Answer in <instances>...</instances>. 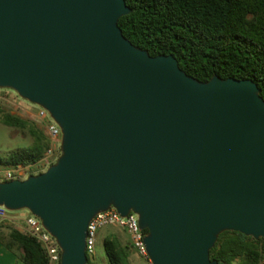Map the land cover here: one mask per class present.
Wrapping results in <instances>:
<instances>
[{
	"label": "water",
	"instance_id": "obj_1",
	"mask_svg": "<svg viewBox=\"0 0 264 264\" xmlns=\"http://www.w3.org/2000/svg\"><path fill=\"white\" fill-rule=\"evenodd\" d=\"M125 0H0V88L61 130L44 171L0 181L59 264H87V226L134 212L152 264H219L224 231L264 239V99L250 78L200 81L127 39Z\"/></svg>",
	"mask_w": 264,
	"mask_h": 264
},
{
	"label": "trees",
	"instance_id": "obj_2",
	"mask_svg": "<svg viewBox=\"0 0 264 264\" xmlns=\"http://www.w3.org/2000/svg\"><path fill=\"white\" fill-rule=\"evenodd\" d=\"M131 11L118 19L123 35L150 55L172 54L182 70L200 81L212 76L252 79L264 99V0H125ZM0 122L27 129L32 142L0 157V166L37 162L49 146L42 129L15 115ZM3 244L19 252L21 264H47L41 245L13 228ZM128 243L108 232L104 249L109 264H129ZM219 264H264V239L224 231L209 251ZM88 257L87 264H91Z\"/></svg>",
	"mask_w": 264,
	"mask_h": 264
},
{
	"label": "built area",
	"instance_id": "obj_3",
	"mask_svg": "<svg viewBox=\"0 0 264 264\" xmlns=\"http://www.w3.org/2000/svg\"><path fill=\"white\" fill-rule=\"evenodd\" d=\"M36 117L42 123L43 131L49 142L48 148L34 164L27 166L18 165L17 167H12V169H7L2 176L3 180L23 179L30 168L42 171L43 168L52 164L60 154L61 130L59 126L49 115L48 111L40 106L36 109ZM8 212L3 206H0V219L5 218ZM22 222L23 227L21 231L35 238L41 245L47 256V264H59L60 248L54 237L43 227L40 219L28 210H24ZM104 226H116L125 230L129 237L130 246L146 259L147 264H152L147 256L144 243L146 231L139 227L137 214L130 212L126 216H121L113 207L97 213L88 223L85 239V252L87 256L94 254L97 232Z\"/></svg>",
	"mask_w": 264,
	"mask_h": 264
},
{
	"label": "rangeland",
	"instance_id": "obj_4",
	"mask_svg": "<svg viewBox=\"0 0 264 264\" xmlns=\"http://www.w3.org/2000/svg\"><path fill=\"white\" fill-rule=\"evenodd\" d=\"M38 106L28 102L19 97L15 91L7 88H0V117L1 113H8L19 116L29 121L33 127L42 129L41 121L36 117V109ZM32 136L27 129L17 127H9L0 122V157L8 154L17 147H25L31 144ZM48 166L43 168L44 171ZM14 168V167H13ZM7 169L12 167L0 166V181ZM40 169L30 168L24 175L26 178L30 174L39 173ZM41 172V171H40ZM23 178V179H24ZM24 210L9 211L5 218L0 219V242L10 241L9 231L13 228L22 230ZM108 232H115L118 234L122 243H128V262L129 264H147L146 259L140 256L129 244V237L125 230L116 226H104L98 230L95 243V251L92 256H89L91 264H109V260L104 249V238ZM5 246V244H3ZM6 247V246H5ZM7 248V247H6ZM8 249V248H7ZM12 251V250H11ZM15 254L16 251L13 249Z\"/></svg>",
	"mask_w": 264,
	"mask_h": 264
},
{
	"label": "crops",
	"instance_id": "obj_5",
	"mask_svg": "<svg viewBox=\"0 0 264 264\" xmlns=\"http://www.w3.org/2000/svg\"><path fill=\"white\" fill-rule=\"evenodd\" d=\"M12 251L0 242V264H21L19 252L15 254Z\"/></svg>",
	"mask_w": 264,
	"mask_h": 264
}]
</instances>
